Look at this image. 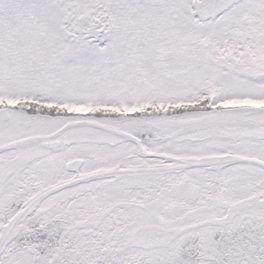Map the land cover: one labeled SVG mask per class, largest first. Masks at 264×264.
I'll use <instances>...</instances> for the list:
<instances>
[{
  "label": "snow or ice",
  "instance_id": "1",
  "mask_svg": "<svg viewBox=\"0 0 264 264\" xmlns=\"http://www.w3.org/2000/svg\"><path fill=\"white\" fill-rule=\"evenodd\" d=\"M0 264H264V0H0Z\"/></svg>",
  "mask_w": 264,
  "mask_h": 264
}]
</instances>
